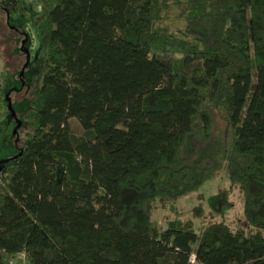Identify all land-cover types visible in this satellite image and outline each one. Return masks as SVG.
Wrapping results in <instances>:
<instances>
[{"label":"trees","instance_id":"obj_1","mask_svg":"<svg viewBox=\"0 0 264 264\" xmlns=\"http://www.w3.org/2000/svg\"><path fill=\"white\" fill-rule=\"evenodd\" d=\"M43 2L27 143L0 171V261L264 264V0ZM171 6L180 29L163 24ZM219 172L245 230L156 228L154 201ZM208 204L222 217L228 190Z\"/></svg>","mask_w":264,"mask_h":264},{"label":"rangeland","instance_id":"obj_2","mask_svg":"<svg viewBox=\"0 0 264 264\" xmlns=\"http://www.w3.org/2000/svg\"><path fill=\"white\" fill-rule=\"evenodd\" d=\"M45 10L43 0H18L16 11L6 0H0V171L16 160L19 150L27 143L28 123L25 114L33 91L40 82L45 50L41 44L40 19ZM179 8L169 7L163 24L180 29ZM72 131H79L74 119L69 120ZM228 190L230 208L222 217L211 213L209 199L219 190ZM201 206L199 217L192 215L193 206ZM150 218L158 230L170 219L189 220L198 232L207 223L223 220L229 227L247 226L243 223L242 197L237 185L231 184L223 172L206 180L194 192L171 201H154ZM0 264H17L15 256L4 257Z\"/></svg>","mask_w":264,"mask_h":264},{"label":"built area","instance_id":"obj_3","mask_svg":"<svg viewBox=\"0 0 264 264\" xmlns=\"http://www.w3.org/2000/svg\"><path fill=\"white\" fill-rule=\"evenodd\" d=\"M14 256L17 260V264H29L22 252L17 253Z\"/></svg>","mask_w":264,"mask_h":264}]
</instances>
